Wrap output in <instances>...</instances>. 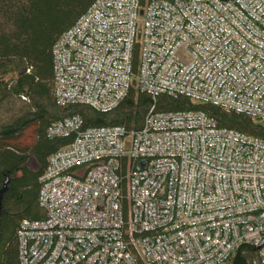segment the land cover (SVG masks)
I'll return each mask as SVG.
<instances>
[{
	"label": "built area",
	"instance_id": "built-area-1",
	"mask_svg": "<svg viewBox=\"0 0 264 264\" xmlns=\"http://www.w3.org/2000/svg\"><path fill=\"white\" fill-rule=\"evenodd\" d=\"M52 55L58 107L109 113L132 88L153 106L139 130L51 124L72 141L48 158L19 264H229L244 245L264 264V138L155 109L185 98L264 129V0H96Z\"/></svg>",
	"mask_w": 264,
	"mask_h": 264
},
{
	"label": "trees",
	"instance_id": "trees-1",
	"mask_svg": "<svg viewBox=\"0 0 264 264\" xmlns=\"http://www.w3.org/2000/svg\"><path fill=\"white\" fill-rule=\"evenodd\" d=\"M95 2L0 0V108L20 103L17 116L0 123V264H19L17 232L21 222L45 218L39 206V179L49 156L72 141V138H48L46 132L51 124L79 115L84 129L123 126L129 131L139 130L153 106L151 98L136 88L109 113L87 106L56 105L53 47ZM138 54L136 50L135 67ZM155 109L164 113L200 110L215 118L222 128L264 138V129L248 117L227 113L213 105H193L185 98L160 97ZM31 129V138H25ZM31 159L35 160L37 170L29 167ZM123 190L125 193L126 181ZM125 206L127 209V201ZM229 264H259V252L244 245Z\"/></svg>",
	"mask_w": 264,
	"mask_h": 264
},
{
	"label": "rangeland",
	"instance_id": "rangeland-1",
	"mask_svg": "<svg viewBox=\"0 0 264 264\" xmlns=\"http://www.w3.org/2000/svg\"><path fill=\"white\" fill-rule=\"evenodd\" d=\"M20 108V103L14 102L12 106H4L0 108V123H6L9 122L11 119H13L18 114V109ZM33 134V129L27 131L25 133V138H31ZM29 167L33 170H37L38 167L36 165V162L34 159L30 160Z\"/></svg>",
	"mask_w": 264,
	"mask_h": 264
},
{
	"label": "water",
	"instance_id": "water-1",
	"mask_svg": "<svg viewBox=\"0 0 264 264\" xmlns=\"http://www.w3.org/2000/svg\"><path fill=\"white\" fill-rule=\"evenodd\" d=\"M0 206H1V202H0ZM261 248V246L257 247L256 249L259 250Z\"/></svg>",
	"mask_w": 264,
	"mask_h": 264
}]
</instances>
